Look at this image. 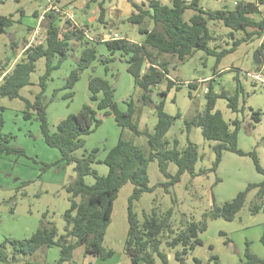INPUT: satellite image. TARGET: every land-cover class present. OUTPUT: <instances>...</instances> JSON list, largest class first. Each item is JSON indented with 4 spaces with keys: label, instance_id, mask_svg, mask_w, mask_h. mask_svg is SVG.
<instances>
[{
    "label": "rangeland",
    "instance_id": "374dc122",
    "mask_svg": "<svg viewBox=\"0 0 264 264\" xmlns=\"http://www.w3.org/2000/svg\"><path fill=\"white\" fill-rule=\"evenodd\" d=\"M58 1L64 6L73 0ZM80 1L74 0L72 3L73 13L80 23L78 24L89 29L90 37L96 38L102 34L104 37V34L119 33L134 42L144 39V34L139 30L141 25L127 20L134 10L130 1L103 0L107 8L105 19L110 24L107 28L97 20L98 2L84 0L85 2L83 1V5L80 6ZM161 1L170 4V0ZM234 1L201 0V4L206 8L218 9L233 7ZM46 6L47 0H0V14L12 16L15 20L6 32L0 33V77L4 69H10L14 65L26 46H35L44 40L46 30L40 24L41 21L35 17L34 12L37 11L42 15ZM192 12L188 10L185 18L189 19ZM263 16L264 6L262 5L261 13L255 17L259 19ZM60 18L59 23L63 28L66 27L67 19ZM146 25L153 27L150 21ZM209 27L214 36L209 43L212 48L222 46L217 48L221 50L231 45L230 29L222 21L211 20ZM35 29L38 30L37 34H35ZM236 35L240 37L241 33H236ZM263 40L264 36L261 38L256 36L250 41L243 42L234 52L225 55L217 67L218 72L223 73L214 76L216 56L208 54L205 50L196 51L184 61L167 54L160 56L170 61L168 65L170 77L181 84L180 89H177L176 85L173 86L167 96L160 93L166 88L167 80L153 88L152 97L155 103L164 98L165 110L169 114L180 113L182 116V119L173 123L167 133V138L171 141V146H174V139L177 138L179 149H184L188 140H192L197 144L201 157L196 163V174L183 173L181 180L170 187L169 191L160 185L166 178L159 168L158 161L156 159L149 161L147 169L150 185L155 188L153 191L144 192L140 199L135 201L134 210L140 221L144 219L143 212H150L155 206L159 214L172 207L174 209L172 222L179 229L186 220H203V214L211 209L214 197L218 203H223L235 197L249 183H257L263 179V175L256 170L253 157L249 152L255 150L264 167V80H258L247 74L258 72L264 77V56L260 55L263 65L259 69L256 68L254 60V54ZM75 43L79 51L75 52L74 56L68 53L60 68L56 69L48 80L47 116L52 130H55L60 120L71 113L78 112L85 103L91 102L89 78L92 75L110 80L115 87V100L122 109H127L126 101L133 99L137 107L134 120L141 129L153 131L157 122L154 104L144 105L142 103L141 97L144 91L128 72L127 59L122 58L118 52L113 57L110 56V51L105 45L100 44L97 47L99 59L82 71L74 88L65 87L66 80L80 56L82 46L79 45L82 42L72 41L74 46ZM101 57L111 58L112 61L107 64L103 63L100 61ZM106 66H109L108 72H106ZM45 70V58H40L36 62L35 71L31 74L32 84L21 90V93L32 101L35 93L40 90L39 79ZM237 76L241 79L243 90L237 88ZM205 77L208 79L202 80ZM211 77H214L212 83L216 92L220 93L224 89L228 95L238 94L240 107L238 112H234L228 106V99L224 97L218 98L216 109L220 110L224 118L231 123L232 130L236 127L232 121L236 118L240 120L238 146L247 153L241 155L225 150L216 170L212 169L216 158L213 149L216 141L206 139L201 127L197 125H192L188 131L184 122V119L189 121L204 109L206 102L204 86H209ZM191 82L196 84V88L189 86ZM71 90L73 91L72 98L65 97L66 93ZM1 107L4 108L1 111L4 119L3 133L11 136V142L23 147L26 153L25 155L12 154L0 157V242L7 239L30 237L40 227L44 213H46L47 220L57 225L59 233H63L64 212L70 206L69 193L64 186L76 177L74 165H53L44 170L45 164L57 162L60 158V151L45 143L38 120L24 118L25 101L23 99L0 97V109ZM256 110L262 111L260 121L254 119ZM102 118V124L94 132L84 136L85 145L76 151L78 155L98 148L100 150L98 158H101L120 136L140 145L145 153L149 154L150 146L146 135H135L130 128L119 126L113 115L102 116ZM94 167L102 175L108 173V166L104 163H96ZM177 169L174 162H169V172L176 173ZM202 169L205 171L200 172ZM24 181L29 182L22 186ZM86 181L92 184L95 179L92 175H88ZM133 189L134 184L128 181L121 187L115 201L112 220L104 239V246L107 249H113L114 254L107 259H102L85 253V247L81 245L75 249L71 261L62 264H134L125 250L129 228L128 203ZM256 197L257 188L250 189L245 205L231 221L222 217L207 218L208 227L200 235L204 244L198 246L193 253L204 260L203 264L214 262L207 260L211 253L218 256L219 264H234L232 258L234 256L237 262L240 259H246L245 250L248 246L252 252L264 258V242L262 241L264 212L255 214L251 212V206L256 201ZM174 198L177 199L176 203ZM12 207L14 211H11ZM228 238L229 242L226 241ZM210 244L214 246L213 251L209 249ZM59 256L60 248L53 246L42 248L32 255H21V259L13 264H28V261L53 264ZM188 264H196L192 254L188 258Z\"/></svg>",
    "mask_w": 264,
    "mask_h": 264
},
{
    "label": "trees",
    "instance_id": "16d2710c",
    "mask_svg": "<svg viewBox=\"0 0 264 264\" xmlns=\"http://www.w3.org/2000/svg\"><path fill=\"white\" fill-rule=\"evenodd\" d=\"M98 2V22L104 27H109V21L105 19L107 8L103 0H91ZM59 3L58 0H55ZM134 10L127 17L129 22L139 24L140 32L144 34L142 42H134L126 36L103 41L111 54L121 51L127 56L128 72L133 76L135 83L143 89L141 97L144 105L155 106L157 122L154 130L141 129L134 120L137 111L133 99L126 101L127 109H122L115 100L114 85L102 76H93L89 80L90 99L95 103H85L76 113L69 114L60 120L55 130H52L47 116L48 102L46 91L48 80L54 70L60 68L62 61L73 50L72 41L82 42L79 60L75 68L70 72L65 87L72 89L79 80L82 71L99 59L96 44L104 39L102 35L91 40L85 33V26L76 21L67 19L66 27L59 23L60 15L53 10L45 13L40 24L46 30L45 38L35 46H26L22 55L18 57L14 65L6 71H2L0 79V97L9 99L21 98L25 101L24 118L36 119L40 122L44 141L50 147L57 148L61 157L53 164H45L44 170L53 165H74L76 177L65 184L69 193L70 206L64 212V232L59 233L57 225L47 220L46 213L42 216L40 227L28 238L7 239L0 242V264H13L21 259V255H32L42 248L58 246L60 256L56 263L69 262L73 258L77 247L84 245L85 253L93 254L102 259H107L114 254L113 249L104 246V239L111 223L115 201L121 187L128 181L134 184V189L129 197L128 222L129 228L125 240V250L131 258V262L138 264H187L189 256L197 248L203 245L201 233L208 227L207 218L222 217L233 220L237 213L245 205L248 192L257 188V199L251 206L252 213L264 212V167L261 165L257 152H249L254 160L256 170L263 175V179L257 183H249L248 186L238 192L231 200L218 203L213 198V204L209 211L203 214V220H186L183 226L177 229L172 222L174 209L171 207L161 214L157 207L150 212L144 211V219L140 221L134 210L135 201L139 200L144 192L153 191L155 186L150 185L147 165L150 160H157L159 168L166 180L160 183L166 191L181 180L185 172L196 174V163L200 153L198 146L192 140L184 149H179V141L174 139V146L167 138V133L173 123L181 119V114H169L165 110V99L155 103L152 97L153 88L167 80V86L160 93L167 96L173 86L181 88L180 82L170 78L168 65L170 61L160 58L167 54L184 61L198 50H205L208 54L216 56L214 75L218 74V64L221 59L234 52L243 42L250 41L256 36H264V16L257 19L255 15L261 13L264 0L247 1L235 0L232 7L206 8L201 0H170V4L161 0H149L147 3H138L130 0ZM193 11L189 19L185 13ZM37 19L41 14L34 12ZM222 21L230 29L232 43L221 50L217 46L212 48L209 43L214 38L209 27V21ZM152 22L153 27L147 26ZM12 16L0 14V33L6 32L8 27L14 24ZM89 32V29H88ZM236 33H241L238 37ZM258 50L264 56V40ZM45 58L46 70L39 79L40 90L35 93L32 101L21 93V90L32 84L31 74L36 69V62ZM103 63L112 61L111 58H100ZM263 63L256 64L261 68ZM109 66H106V71ZM208 92L205 94L204 109L198 112L191 120L184 122L190 131L192 125L201 127L203 136L208 140L216 141L213 149L216 158L213 170H216L222 160L225 150L247 154L238 146V129L240 120H233L236 126L231 129V123L224 118L223 113L216 109L219 97L228 99V106L234 111L240 110L238 94L228 95L224 89L220 93L215 91L214 77L210 78ZM238 90H243L239 76L236 77ZM191 88H196L195 83H189ZM73 91L66 93L65 97H72ZM0 109V153L5 155H25L23 147L11 142V136L4 134L2 127L4 119ZM261 110L254 111V119L261 120ZM113 115L117 124L130 128L135 135H146L150 152L147 155L140 145L120 136L117 143L111 147L103 159H98L99 149L94 148L89 153L81 156L76 151L85 145V135L94 132L103 122L102 116ZM13 137V136H12ZM169 162H174L178 169L176 173L168 170ZM96 163H104L108 166V173L100 174L94 167ZM205 169L200 170L204 172ZM92 175L95 181L89 184L86 177ZM29 181H24L26 185ZM174 202L177 199L174 198ZM14 211V207L11 208ZM229 242V238L226 240ZM264 242V234L262 236ZM249 244V242H248ZM213 249V245H209ZM246 259H240L238 264H264V258L252 252L248 246L245 250ZM209 259L218 263V257L212 253ZM196 264H202L198 257H194ZM49 264L28 261V264Z\"/></svg>",
    "mask_w": 264,
    "mask_h": 264
},
{
    "label": "built area",
    "instance_id": "2783aa9c",
    "mask_svg": "<svg viewBox=\"0 0 264 264\" xmlns=\"http://www.w3.org/2000/svg\"><path fill=\"white\" fill-rule=\"evenodd\" d=\"M49 10L55 11L61 17L76 21L74 13H73V5L66 4L63 6L60 3H56L55 0H47V6L43 10V13L39 18V21H41L44 18L45 13ZM36 31L38 33V30ZM85 33L88 34V29H85ZM120 37L122 36L119 33H113V34H107L106 36H104V39L106 38L107 40H109V39H115V38H120ZM247 74L258 80H264V77L262 76V74H259L258 72H248ZM207 92H208V87H205L204 94H206Z\"/></svg>",
    "mask_w": 264,
    "mask_h": 264
},
{
    "label": "crops",
    "instance_id": "0c3cea01",
    "mask_svg": "<svg viewBox=\"0 0 264 264\" xmlns=\"http://www.w3.org/2000/svg\"><path fill=\"white\" fill-rule=\"evenodd\" d=\"M83 1H84V0H81V1H80V4H79L80 6L83 5ZM128 1H130V0H128ZM143 1H145V0H140V1L137 0L136 2H138V3H142ZM146 1H147V0H146ZM84 2H85V1H84ZM72 3H74V0H73L71 3H70V2H67L66 4H71V5H72ZM235 4H236V2L234 1V5H235ZM229 8H232V7H229ZM85 12L88 13L86 10H85ZM75 19H76V18H75ZM76 22L79 23L77 20H76ZM79 24H80V23H79ZM84 24H86V23H84ZM36 30H37V29H35V34L37 33ZM106 35H107V34H104V36H106ZM121 36H122V35H121ZM90 39H91V40H95L93 37H90ZM106 40H107L106 38L103 39V40H101V42L98 43V44H96V46L98 47L100 44L105 45L103 41H106ZM142 41H143V39H142L141 41H139V43L142 42ZM75 42H77V41H75ZM76 44H77V43H75V46H74V45L72 44V42H71V45H72L74 48H73V50L70 51V53H71V55H73V56H74V53H75V52L79 51V50H77V45H76ZM79 46L81 47L82 45H79ZM105 46H106V45H105ZM106 47H107V46H106ZM81 48H82V47H81ZM117 52L120 54V56H121L122 58H124V59L126 58V59H127V56H126V55H123V53H122L121 51H116L114 54H111V52H110V54H111L110 56L113 57ZM18 57H19V56H18ZM114 60H115V59H114ZM95 61H96V60H95ZM126 62H127V60H126ZM92 64H93V63H92ZM8 70H9V68H7L6 71H8ZM54 71H56V70H54ZM54 71H53V72H54ZM53 72H52V73H53ZM106 72H108V71H106ZM219 73L221 74V73H223V72L219 71L218 74H219ZM216 75H217V74H216ZM2 76H3V74H2ZM2 76L0 77V79L2 78ZM168 76L170 77V74H169ZM91 77H93V76L91 75L90 78H91ZM90 78H89V80H90ZM104 78H105V77H104ZM170 78H171V77H170ZM206 79H208V77H205V78H203L202 80H206ZM76 83H77V82H76ZM76 83H75V85H76ZM75 85H74V86H75ZM204 87H206V86H204ZM73 88H74V87H73ZM73 88H72V89H73ZM197 89H198V88H197ZM46 92H47V91H46ZM68 92H69V91H68ZM90 95H91V92H90ZM46 96H47V95H46ZM71 98H72V97H71ZM46 100H47V99H46ZM90 101H91V99H90ZM90 103H91L92 105H95V103H94L93 101H91ZM181 119H182V117H181ZM33 120H34V119H33ZM117 141H118V140H117ZM116 143H117V142L113 143L111 147H113ZM111 147H110V148H111ZM110 148H109V149H110ZM99 152H100V150H99ZM84 153H87V152L85 151ZM106 153H107V152H106ZM76 154H77V153H76ZM10 155H12V154H10ZM77 155H78V154H77ZM81 155H82V154H81ZM81 155H79V156H81ZM105 155H106V154H105ZM3 156H9V155H5V154H1V153H0V157H3ZM60 157H61V153H60ZM104 157H105V156H103V157H101V158H98V159H103ZM203 244H204V243H203ZM200 246H201V245H200ZM197 247H198V246H197ZM213 247H214V246H213ZM213 249H214V248H213ZM213 249H210V250L213 251ZM195 250H196V249H195ZM195 250L193 251V253L195 252ZM193 253H192V258H194V257L196 256V255H194ZM212 254H213V253H212ZM213 255H215V254H213ZM216 256H217V255H216ZM196 257H197V256H196ZM217 257H218V256H217ZM198 258H199V257H198ZM232 258H233V262H234V264H238V263L240 262V261L237 262V258H236L235 256L232 257ZM200 259H201V258H200ZM218 259H219V258H218ZM207 260H208V261H211V259H209V257L207 258ZM201 261H202V264H203L204 260L201 259ZM212 261H214V260H212ZM187 264H188V261H187ZM212 264H219V260H218V263H217L216 261H214V262H212Z\"/></svg>",
    "mask_w": 264,
    "mask_h": 264
},
{
    "label": "water",
    "instance_id": "95a60500",
    "mask_svg": "<svg viewBox=\"0 0 264 264\" xmlns=\"http://www.w3.org/2000/svg\"><path fill=\"white\" fill-rule=\"evenodd\" d=\"M254 60L256 64H261L262 60H261V56H260V51L257 50L254 54Z\"/></svg>",
    "mask_w": 264,
    "mask_h": 264
}]
</instances>
